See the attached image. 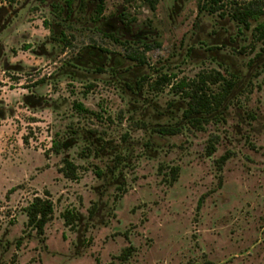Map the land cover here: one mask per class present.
<instances>
[{
    "label": "rangeland",
    "instance_id": "rangeland-1",
    "mask_svg": "<svg viewBox=\"0 0 264 264\" xmlns=\"http://www.w3.org/2000/svg\"><path fill=\"white\" fill-rule=\"evenodd\" d=\"M66 1L18 0L13 9L22 10L3 35L0 264H264V58L257 57L264 43L254 36L257 23L239 29L229 15L199 12L206 0H158L155 12L145 0H108L96 23L88 0L70 18L52 8ZM124 12L137 20L125 26L118 19ZM143 43L161 48L141 67L127 48ZM92 47L103 50L96 51L102 61L88 54ZM215 70L241 81L219 121L167 137L146 128L184 125L185 100L169 87L136 90L141 78L179 82ZM74 102L101 117L78 115ZM53 140L63 145L60 155L51 151ZM116 152L124 161L110 173ZM64 159L78 166V180L60 173ZM35 197L55 205L44 242L26 229L24 209ZM67 210L82 216L74 228L65 226Z\"/></svg>",
    "mask_w": 264,
    "mask_h": 264
},
{
    "label": "trees",
    "instance_id": "trees-1",
    "mask_svg": "<svg viewBox=\"0 0 264 264\" xmlns=\"http://www.w3.org/2000/svg\"><path fill=\"white\" fill-rule=\"evenodd\" d=\"M10 3H15V0H7ZM42 4H45L47 0H38ZM92 3H95V19L96 23H100L104 19V14L106 11L107 1L108 0H88ZM151 9L152 12L156 11V5L158 0H145ZM11 4V5H12ZM87 1L85 0H67L66 5L67 10L60 6V4H53V9H59L61 13L68 11L67 18H70L72 7L76 5L80 10L85 7ZM199 12L208 8L210 14H219L222 17L229 15L230 18L237 23L239 29L249 30L252 26V22L257 23V26L254 29V36L256 40L264 43V21L260 22V19L264 17V1L263 0H232L230 6L225 4L224 0H206L201 5L199 3ZM74 9V7H73ZM121 23L128 26L129 23H134L137 19L135 17H130L125 12L121 13L118 17ZM128 21V22H127ZM106 36L112 38L115 43L126 46L129 44L126 41H121L116 38L113 34L104 33ZM63 35V34H62ZM161 48L160 44H141L140 48L133 49L132 47L127 48V58L138 66L144 67L148 65L146 54L151 52L153 49ZM140 49H142L140 51ZM89 55H96L98 62L103 60V57L100 56L97 52L103 51L102 49H96L94 47L86 49ZM89 50V51H88ZM97 51V52H96ZM257 57H263L262 54H257ZM264 64V63H263ZM82 65V64H80ZM101 71V70H99ZM104 72V71H102ZM116 72V71H115ZM261 72H257L256 75H259ZM117 74V73H116ZM75 78V77H74ZM176 76L161 75L157 80L149 82V77H143L139 82H137V89L143 92L146 89V86L149 87L151 91L161 92L165 88L169 87L171 91L175 94L181 95L185 100V106L181 107L182 111V122H178L175 125H162L157 124L152 126L149 129L154 135L167 137V136H176L182 132V129L185 126H189L197 131H204L205 126L213 121H219V119L224 115L231 103L234 93L237 91L240 84V78L237 73L229 72L226 76L222 71L215 70L212 72H201L195 78L189 80H181L175 82ZM93 85H91L92 87ZM129 89H133L129 84L126 85ZM35 100V98H33ZM32 100V101H33ZM174 106V104H171ZM73 110L76 111L78 115L83 113H90L96 119H99L101 116L96 112L89 111L84 107L80 102L73 103ZM179 110V111H180ZM173 113H176L174 110ZM174 116V115H173ZM2 118V114H0ZM145 129V130H147ZM96 132L94 131V134ZM100 140L102 138L100 137ZM148 146L152 144V141L149 140ZM63 145L57 143L53 140V145L51 151L56 155L62 153ZM216 152L215 141L210 140L207 148V153L209 156L213 155ZM96 155H99V152L96 151ZM116 163L114 167L110 168V173H115L118 170L119 164L124 160H121V155L116 152ZM228 160V155H224L219 159L218 167L222 170L225 162ZM78 166L74 164L71 160L64 159L63 166L60 168V173L64 175L66 179L75 181L78 180ZM178 173V168H173L171 170L170 176L172 181L176 179ZM98 177H102L104 173L101 171L97 172ZM24 212L27 216L26 229L30 228L32 231L36 232L37 236L44 242V235L46 232L47 225L53 220L55 213V205L51 199L48 197H35L29 205L24 209ZM94 215V210L90 211V217ZM65 226L74 228L77 222L82 220V216L79 213L72 211H65L62 214ZM22 239H20L18 244ZM129 248L124 250L122 254V259L127 260L131 253H129Z\"/></svg>",
    "mask_w": 264,
    "mask_h": 264
},
{
    "label": "flooded vegetation",
    "instance_id": "flooded-vegetation-1",
    "mask_svg": "<svg viewBox=\"0 0 264 264\" xmlns=\"http://www.w3.org/2000/svg\"><path fill=\"white\" fill-rule=\"evenodd\" d=\"M17 1L18 0H15V3ZM15 3L12 4L9 1H7V2H2L0 4V61L1 60L5 61V59H3L1 54L2 49L4 48L3 44L5 39L3 38V35L7 32V30L10 27L13 26V20L17 18L19 12L22 10V8L14 10L13 5Z\"/></svg>",
    "mask_w": 264,
    "mask_h": 264
}]
</instances>
